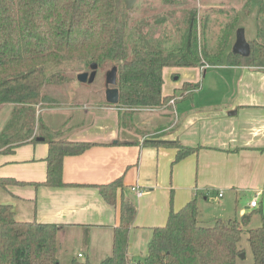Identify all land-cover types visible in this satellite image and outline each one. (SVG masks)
I'll return each instance as SVG.
<instances>
[{
    "label": "crops",
    "instance_id": "obj_1",
    "mask_svg": "<svg viewBox=\"0 0 264 264\" xmlns=\"http://www.w3.org/2000/svg\"><path fill=\"white\" fill-rule=\"evenodd\" d=\"M177 69L182 70L183 84L168 83L176 70H163L162 93L175 103L171 100L161 110L132 111L126 114L129 121L123 120L124 112L130 111L108 105L39 108L38 116L46 117L51 133L96 145L64 159L65 187L45 185L49 145L38 140L42 138L16 146L12 152L0 151V180L16 181L0 185V204L11 206L18 222L61 226L58 253L62 247L78 244V256L93 264L112 254L123 194L137 206L129 235L130 260L146 256L154 230L164 227L172 212L181 211L194 199L199 207L201 197L204 202L212 198L222 207H234L240 219L258 209L262 223L264 68L201 65ZM168 84L172 92L164 93ZM186 84L200 88L189 92ZM135 113L155 115L135 122ZM157 129L163 136L145 141L136 133L153 135ZM161 141L179 142L197 151L176 162L177 150ZM120 179L123 186L112 206L99 187ZM135 188L143 192L141 197ZM254 200L256 207L251 206Z\"/></svg>",
    "mask_w": 264,
    "mask_h": 264
},
{
    "label": "trees",
    "instance_id": "obj_2",
    "mask_svg": "<svg viewBox=\"0 0 264 264\" xmlns=\"http://www.w3.org/2000/svg\"><path fill=\"white\" fill-rule=\"evenodd\" d=\"M134 10L126 8L125 0H0V107L14 106L12 118L0 134V151L12 152L16 146L42 138L49 145L48 187H65L64 159L96 145L61 139L38 121L39 108L49 101L45 88L70 81L64 73L68 65L83 62L89 67L97 64L98 69L116 67L119 104L106 101V105L130 112L170 103L173 98L162 93L164 68L217 66L200 54L193 28L195 12L184 43L173 48L157 36L159 20L154 25L142 13L135 25ZM249 44V57L230 54L226 65L264 68V46ZM186 88L194 92L200 85L186 84ZM161 142L177 150L176 162L197 151L179 142ZM12 182L16 183L2 179L0 185ZM122 186L121 179L100 186V194L115 206ZM136 214V203L123 194L112 254L99 264H237L242 254L239 244L253 217L250 213L203 226L194 199L181 211L172 212L164 227L154 230L146 256L130 260L129 235ZM60 228L18 222L12 207L0 204V264H61ZM248 241L254 264H264V220L258 228L248 230ZM70 264L93 263L75 258Z\"/></svg>",
    "mask_w": 264,
    "mask_h": 264
},
{
    "label": "rangeland",
    "instance_id": "obj_3",
    "mask_svg": "<svg viewBox=\"0 0 264 264\" xmlns=\"http://www.w3.org/2000/svg\"><path fill=\"white\" fill-rule=\"evenodd\" d=\"M171 2L164 3L163 0H138L135 10L132 13V20L138 22L142 16L155 21L159 20V38L165 42L166 47L176 48L184 43L188 35L189 20L192 13H196V23L193 26L194 35L198 38L199 51L202 58L207 62L219 65H226L228 56L233 53V46L236 41V34L239 29L245 30L247 41L256 42L264 46V0H169ZM176 70V75L170 80V84H183L181 69ZM111 67L98 69L96 78L93 83H81L77 76L81 73H91L89 66L85 63L74 62L64 69V73L68 75L70 81L61 86H47L44 94L47 95L49 101L44 104L47 106H67L72 107L77 104L86 105H106L107 73ZM179 78L178 80H176ZM203 78H201L202 80ZM165 92H172V89L164 88ZM206 96V94H205ZM3 107V108H2ZM53 108V107H49ZM167 108V105L156 108L161 110ZM12 106L0 107V133H2L12 118ZM123 121H129L127 113L124 112ZM155 115V113H135L133 114L135 122L141 117L147 115ZM42 118V120H41ZM47 127L46 117L38 116V121ZM37 121V122H38ZM155 125V122L152 123ZM48 128V127H47ZM136 131V130H135ZM155 134L137 131L143 141L146 139H154L161 137V130L157 129ZM145 133V134H144ZM163 136V135H162ZM219 200L215 202L212 198L207 202L200 198L199 219L203 226H213L217 219H240L239 212L234 207H222ZM253 219L245 228L239 244L242 254L237 258V264H254L253 253L248 241V230L261 226V216L258 209L252 210ZM81 250L78 244L62 247L58 253L61 264H70L73 259L86 261V258H80L78 252ZM83 251V250H82ZM79 257V258H78Z\"/></svg>",
    "mask_w": 264,
    "mask_h": 264
},
{
    "label": "water",
    "instance_id": "obj_4",
    "mask_svg": "<svg viewBox=\"0 0 264 264\" xmlns=\"http://www.w3.org/2000/svg\"><path fill=\"white\" fill-rule=\"evenodd\" d=\"M138 0H125L126 8L128 10L132 9ZM233 53L237 56H241L244 58H247L251 54V47L249 42L246 39L245 36V30L244 29H239L236 34V41L233 46ZM98 65L97 64H92L90 66L91 73L85 72L81 73L77 76V79L81 83H93L97 71H98ZM107 85L108 89L106 91V101L110 105H118L119 104V90L116 88L117 85V68L114 67L112 68L108 73H107ZM234 115L235 113H231ZM43 141V139H38Z\"/></svg>",
    "mask_w": 264,
    "mask_h": 264
},
{
    "label": "built area",
    "instance_id": "obj_5",
    "mask_svg": "<svg viewBox=\"0 0 264 264\" xmlns=\"http://www.w3.org/2000/svg\"><path fill=\"white\" fill-rule=\"evenodd\" d=\"M174 103H175V100H172L171 101V104H174ZM134 190H135V192H136V194H137L138 197H141L143 195V192L140 189H136L135 188ZM221 196H222V193H220V197ZM251 206L252 207H256L257 206V201L256 200L252 201L251 202ZM79 257L82 258V255H79Z\"/></svg>",
    "mask_w": 264,
    "mask_h": 264
}]
</instances>
